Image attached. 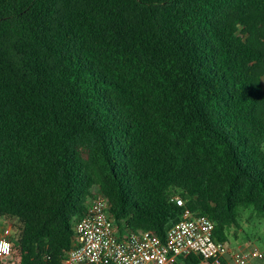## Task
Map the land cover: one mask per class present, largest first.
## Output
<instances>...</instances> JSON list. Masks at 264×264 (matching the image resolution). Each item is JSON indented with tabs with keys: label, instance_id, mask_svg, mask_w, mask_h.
I'll use <instances>...</instances> for the list:
<instances>
[{
	"label": "trees",
	"instance_id": "trees-1",
	"mask_svg": "<svg viewBox=\"0 0 264 264\" xmlns=\"http://www.w3.org/2000/svg\"><path fill=\"white\" fill-rule=\"evenodd\" d=\"M263 78L264 0H0L15 264H62L97 192L162 240L185 209L221 243L242 212L264 219Z\"/></svg>",
	"mask_w": 264,
	"mask_h": 264
},
{
	"label": "built area",
	"instance_id": "built-area-1",
	"mask_svg": "<svg viewBox=\"0 0 264 264\" xmlns=\"http://www.w3.org/2000/svg\"><path fill=\"white\" fill-rule=\"evenodd\" d=\"M178 207L184 200L173 199ZM214 223L206 216L185 209L182 219L162 240L152 231H130L116 225L105 196L97 192L87 206L86 215L74 223L71 248L62 264H178L190 256L200 258L198 264L264 263V252L250 242L238 249L230 243L213 239ZM13 223L0 235V264H15L19 250ZM14 253L18 257L14 259Z\"/></svg>",
	"mask_w": 264,
	"mask_h": 264
},
{
	"label": "rangeland",
	"instance_id": "rangeland-1",
	"mask_svg": "<svg viewBox=\"0 0 264 264\" xmlns=\"http://www.w3.org/2000/svg\"><path fill=\"white\" fill-rule=\"evenodd\" d=\"M260 115L264 117L262 110ZM245 242H250L251 245L264 252V219L259 218L252 211L242 212L240 230L232 232L229 243L231 248L238 249ZM13 257L17 258V253H14Z\"/></svg>",
	"mask_w": 264,
	"mask_h": 264
},
{
	"label": "crops",
	"instance_id": "crops-1",
	"mask_svg": "<svg viewBox=\"0 0 264 264\" xmlns=\"http://www.w3.org/2000/svg\"><path fill=\"white\" fill-rule=\"evenodd\" d=\"M262 85L264 87V78L262 79ZM261 110L264 112V107H262ZM261 118L264 119L263 116H261ZM8 222L11 223L10 220L0 217V235L3 233L4 229L7 227ZM256 264H264V263H256Z\"/></svg>",
	"mask_w": 264,
	"mask_h": 264
}]
</instances>
